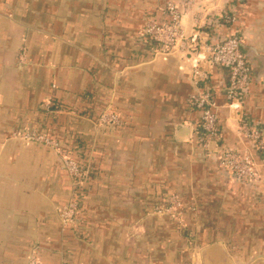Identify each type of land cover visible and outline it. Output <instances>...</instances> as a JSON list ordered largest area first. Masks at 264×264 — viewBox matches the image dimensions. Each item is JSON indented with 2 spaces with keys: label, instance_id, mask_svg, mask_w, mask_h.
<instances>
[{
  "label": "crops",
  "instance_id": "1",
  "mask_svg": "<svg viewBox=\"0 0 264 264\" xmlns=\"http://www.w3.org/2000/svg\"><path fill=\"white\" fill-rule=\"evenodd\" d=\"M169 1L0 0V264H29L35 247L43 264H264V162L258 183H236L199 144L192 65L157 56L145 32ZM230 10L234 23L221 18ZM183 25L202 42L240 37L253 69L245 108L264 130V0H205ZM209 69L225 141L245 147L228 71ZM107 108L120 124L99 123ZM33 131L90 168L74 227L59 213L70 175L23 138ZM171 194L181 220L154 213Z\"/></svg>",
  "mask_w": 264,
  "mask_h": 264
},
{
  "label": "built area",
  "instance_id": "2",
  "mask_svg": "<svg viewBox=\"0 0 264 264\" xmlns=\"http://www.w3.org/2000/svg\"><path fill=\"white\" fill-rule=\"evenodd\" d=\"M205 0H170L161 8L160 19L150 18L145 25L156 54L184 53L185 59L192 65L191 82L194 91L189 95L187 103L191 110L199 111L197 122L199 144L207 153H216L219 162L227 170L236 183L253 185L261 176L258 170V159L264 162V130L254 121L246 110L245 102L253 80V69L249 59L242 50V41L235 34H227L217 41L207 43L201 41V30L193 34L186 32L183 25L184 16L193 10L203 7ZM198 25L205 23L199 11ZM227 23L236 22V15L230 10L221 15ZM209 67L225 68L228 71V83L224 88L226 105L236 123V131L245 147L231 145L225 141L224 132L219 119L220 105L216 98V89L210 84ZM98 121L102 125L120 124V115L111 108L104 109ZM25 140L43 143L56 152L61 153L60 143L35 131L26 133ZM67 154V153H66ZM63 164L70 177L79 183L83 176L81 163L67 154ZM182 201L177 194H171L167 201L156 206V212L182 216ZM79 206L75 201L69 202L60 209L63 224L73 226L78 218ZM29 264H43L39 258V249L35 247Z\"/></svg>",
  "mask_w": 264,
  "mask_h": 264
},
{
  "label": "rangeland",
  "instance_id": "3",
  "mask_svg": "<svg viewBox=\"0 0 264 264\" xmlns=\"http://www.w3.org/2000/svg\"><path fill=\"white\" fill-rule=\"evenodd\" d=\"M54 140H56V139H54ZM56 141H58V140H56ZM59 143H60V141H58ZM54 150V149H53ZM55 151V150H54ZM57 154L60 156V158L62 159V162H63V157H64V155H67V154H69V155H71L73 158H75L74 157V155H72L71 153H64V151L62 150V152L61 153H58L57 152ZM76 159V158H75ZM78 160V159H77ZM80 163H81V165H82V162L80 161V160H78ZM82 167H83V171H84V173H83V176H82V179H81V181L79 182V183H75V181L71 178V180H72V186H73V191H72V196H71V198H70V200L66 203V204H64V205H62L61 207H60V209L61 208H63L65 205H67L69 202H71V201H75V202H77L78 203V206H79V212H78V215H79V213H80V211H81V207H82V205H81V201H80V196L82 195V193L83 192H85L86 190V185H87V182H88V180H89V171H90V168H89V166H87V168H86V165H82ZM69 174V173H68ZM60 213V212H59ZM154 213H156V214H158V215H160V216H163V215H171V214H160V213H157L156 212V207L154 208ZM78 222V218H77V221H76V223ZM75 226V225H74ZM73 226V227H74Z\"/></svg>",
  "mask_w": 264,
  "mask_h": 264
},
{
  "label": "water",
  "instance_id": "4",
  "mask_svg": "<svg viewBox=\"0 0 264 264\" xmlns=\"http://www.w3.org/2000/svg\"><path fill=\"white\" fill-rule=\"evenodd\" d=\"M159 55H160V56H161V55H162V56H165V55H166V56H168V55H171V54H170V53H169V54L158 53V54H157V56H159ZM188 77H189V79H190V82H191V71L188 73ZM191 86H192V92H193V91H194V89H193L192 82H191ZM192 92H191V93H192ZM191 93H190V94H191ZM190 94H189V95H190ZM188 97H189V96H188ZM69 226L73 227V225H72V224H69Z\"/></svg>",
  "mask_w": 264,
  "mask_h": 264
}]
</instances>
